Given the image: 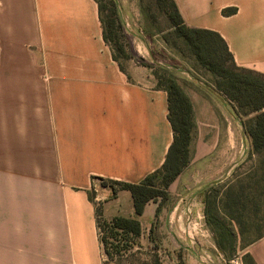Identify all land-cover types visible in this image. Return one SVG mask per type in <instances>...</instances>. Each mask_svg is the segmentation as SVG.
Segmentation results:
<instances>
[{"label":"crops","instance_id":"0c3cea01","mask_svg":"<svg viewBox=\"0 0 264 264\" xmlns=\"http://www.w3.org/2000/svg\"><path fill=\"white\" fill-rule=\"evenodd\" d=\"M174 1L187 26L217 32L237 66L264 75V0ZM178 82L201 138L169 186L171 203L152 200L137 215L129 191L112 197L96 180L140 183L164 164L173 129L152 68L120 67L96 0H0V264H104L97 209L138 218L144 231L159 206L163 264L179 255L220 262L204 235V193L189 185L212 178L225 100L203 83ZM178 184L184 191L174 193ZM247 253L264 264V236Z\"/></svg>","mask_w":264,"mask_h":264},{"label":"rangeland","instance_id":"374dc122","mask_svg":"<svg viewBox=\"0 0 264 264\" xmlns=\"http://www.w3.org/2000/svg\"><path fill=\"white\" fill-rule=\"evenodd\" d=\"M101 3L104 7V19L115 22L116 45L123 49L116 50V55L123 67L136 64L152 68L154 73L159 72L161 75H165V68L173 72L182 84L203 83L214 86L216 75L203 67L183 38L177 36L166 10L157 0H101ZM217 112L220 159L215 163L217 166L213 169L214 172L209 173L212 176L210 182L207 180L208 182L202 184L195 179L189 185V190L204 193L205 210L209 203L212 211L235 235L234 254L230 255L228 251L224 253L218 249L222 258L220 262L215 261L218 264H250L246 257L247 250L251 243L264 234V164H260L259 158L253 153L251 138L243 126V122L250 116L236 114L233 105L228 101L220 103ZM198 131L195 128L194 148L201 138ZM96 183L101 191L118 188L117 184L107 179H97ZM183 186L184 184H178L172 190L174 193L183 192ZM230 186L235 190L233 194H240L241 202L238 205H232L231 199L225 197V191ZM168 197L164 202L166 204L171 203L172 196L169 194ZM226 204L241 222L228 215L224 208L227 207ZM204 221L206 239L215 242L206 215ZM186 234L195 235V231L187 229ZM165 235L158 221L155 233L152 234L153 239L150 229L144 230L139 237L122 235L114 240L109 238L117 243L120 252L114 253L112 250V256H108L104 251V261L106 264H152L154 255L158 254L163 263L165 255L169 254L164 246ZM182 238H185L184 235ZM166 261L168 264V259Z\"/></svg>","mask_w":264,"mask_h":264},{"label":"trees","instance_id":"16d2710c","mask_svg":"<svg viewBox=\"0 0 264 264\" xmlns=\"http://www.w3.org/2000/svg\"><path fill=\"white\" fill-rule=\"evenodd\" d=\"M96 1L99 5L104 40L112 48L114 59L124 69L116 55V50L122 51L123 49L116 45L115 22L104 19L102 15L104 7L101 0ZM157 2L166 10L177 36L183 38L197 61L216 75L214 86L206 85L207 88L220 96L222 100L230 102L236 114L250 116L243 122V126L251 138L253 153L259 158V163L264 164V75L237 66L225 40L217 32L187 26L174 0H157ZM235 11V8H227L223 10V13L232 14ZM163 71L165 75H161L159 72H156L155 75L158 78V86L167 92L168 119L173 129V142L166 155V160L160 169L148 175L140 183L109 180L118 185V188L113 190L112 197L116 196L118 190H127L131 193L137 215L144 212L148 202L156 201L159 198L162 202L168 199L170 184L190 163V145L196 128L193 104L173 72L165 68ZM234 191L233 186L228 187L225 191V197L231 199L232 205H238L241 202V197L239 193L233 194ZM226 206L224 208L228 215L241 222L227 204ZM229 206L231 205L229 204ZM160 209L159 206L156 211V220L150 228L152 239ZM205 215L207 224L214 234L217 248L224 253L228 251L230 255H233L236 250L233 231L223 220L217 217L209 203ZM96 219L103 252L105 251L108 256H112L113 251L114 253L120 252L117 243L109 240V238L114 240L122 235L139 237L143 232L138 218L115 216L106 219L101 207L97 209ZM263 236L264 234H261L256 240ZM246 257L249 258L250 264H257L249 253ZM104 264H106L105 261ZM152 264H163L158 254L154 255ZM176 264L186 263L179 255Z\"/></svg>","mask_w":264,"mask_h":264}]
</instances>
